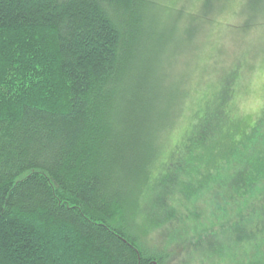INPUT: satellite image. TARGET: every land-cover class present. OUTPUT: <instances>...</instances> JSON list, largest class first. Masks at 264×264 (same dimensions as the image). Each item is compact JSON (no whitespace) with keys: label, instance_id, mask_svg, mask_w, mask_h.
<instances>
[{"label":"trees","instance_id":"16d2710c","mask_svg":"<svg viewBox=\"0 0 264 264\" xmlns=\"http://www.w3.org/2000/svg\"><path fill=\"white\" fill-rule=\"evenodd\" d=\"M175 1L0 0V264H170L175 198L225 224L210 263L264 264V106L234 109L264 0Z\"/></svg>","mask_w":264,"mask_h":264},{"label":"rangeland","instance_id":"374dc122","mask_svg":"<svg viewBox=\"0 0 264 264\" xmlns=\"http://www.w3.org/2000/svg\"><path fill=\"white\" fill-rule=\"evenodd\" d=\"M200 1L201 0H185L182 6H186L185 9L191 11ZM175 2V0H160V3L162 4L160 7L164 10V12L158 10L160 13L156 12V18L158 19V16L161 15V12L164 13L162 15H169L170 17V14L173 13L172 10H170L171 6L175 11L179 9V7L174 8ZM176 4L178 6H181V2H176ZM220 14L227 21H231L233 24H238L242 19L240 16L238 17V15H236L235 10L231 11L230 9H227L226 11H222ZM182 22V18L180 17H178L174 22L175 24L173 30L175 31L176 35H179L180 33ZM230 34V37H232V33ZM223 37L225 39V43L230 40L229 38H227V35L225 36V34L221 36V38ZM254 37L256 38L255 32L249 36V38ZM258 43L261 44L260 40L258 41ZM177 47L178 50H182L181 44H177ZM247 47L248 45L245 43L242 49L243 53L245 52V54L247 51ZM253 56L254 54H252L251 57ZM258 57L259 54H257L256 59L252 61L254 67L243 77V84L241 85V88H239L235 97V117L240 120L247 119L248 124H252L254 122V119L260 113V109L264 106V58ZM177 71L178 64L176 63L173 64L172 69L169 71L172 77L171 79H174ZM197 71L198 70H195L194 72H192V74H194L195 76L197 74ZM185 125L186 123L184 124V127ZM184 129L185 128H183V130ZM176 130L177 131H174L171 137L172 142L181 141L180 138L183 130L180 128ZM179 192L180 191L178 189L177 193ZM175 200L176 201L174 202V206L177 208L179 221L176 225L174 224L175 226L173 227L170 224V227H159L160 230L151 232L146 240L147 244L152 249H154L155 247L168 248L171 256L169 260L170 264H212L208 260H210L209 258L211 256L210 254L212 253L214 244L218 242L217 238L221 237L220 232H224L225 230V224H221V227H218L217 225L213 229L205 228L201 230L200 228L203 224H201L200 221L204 222L205 217L211 212L213 206L209 205L210 203L194 201L193 205L195 207H202V214L199 217L200 221L193 222L189 217L187 209L184 206V204H188L186 199L182 198L177 200L175 198ZM148 203L151 205V202ZM197 224H199L200 226H198ZM176 227L178 228L174 229ZM217 235L218 237H216Z\"/></svg>","mask_w":264,"mask_h":264}]
</instances>
